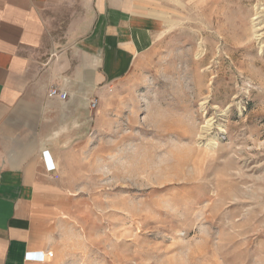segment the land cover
Listing matches in <instances>:
<instances>
[{
	"label": "rangeland",
	"instance_id": "374dc122",
	"mask_svg": "<svg viewBox=\"0 0 264 264\" xmlns=\"http://www.w3.org/2000/svg\"><path fill=\"white\" fill-rule=\"evenodd\" d=\"M157 13L67 172L50 264H264V0Z\"/></svg>",
	"mask_w": 264,
	"mask_h": 264
},
{
	"label": "crops",
	"instance_id": "0c3cea01",
	"mask_svg": "<svg viewBox=\"0 0 264 264\" xmlns=\"http://www.w3.org/2000/svg\"><path fill=\"white\" fill-rule=\"evenodd\" d=\"M167 1L0 0V264H50L59 195L76 191L67 172L113 122L109 91L152 47Z\"/></svg>",
	"mask_w": 264,
	"mask_h": 264
},
{
	"label": "built area",
	"instance_id": "2783aa9c",
	"mask_svg": "<svg viewBox=\"0 0 264 264\" xmlns=\"http://www.w3.org/2000/svg\"><path fill=\"white\" fill-rule=\"evenodd\" d=\"M48 95H50L51 98H58L61 101H66L68 98V94H66L65 91L60 90L58 87L53 86L49 89ZM98 106V99H92L89 103V108L92 110H96ZM51 254H49L50 256Z\"/></svg>",
	"mask_w": 264,
	"mask_h": 264
},
{
	"label": "bare ground",
	"instance_id": "6f19581e",
	"mask_svg": "<svg viewBox=\"0 0 264 264\" xmlns=\"http://www.w3.org/2000/svg\"><path fill=\"white\" fill-rule=\"evenodd\" d=\"M200 92H202V90Z\"/></svg>",
	"mask_w": 264,
	"mask_h": 264
}]
</instances>
